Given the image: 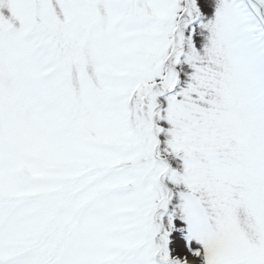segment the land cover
<instances>
[{
	"label": "snow or ice",
	"instance_id": "obj_1",
	"mask_svg": "<svg viewBox=\"0 0 264 264\" xmlns=\"http://www.w3.org/2000/svg\"><path fill=\"white\" fill-rule=\"evenodd\" d=\"M0 264H264V0H0Z\"/></svg>",
	"mask_w": 264,
	"mask_h": 264
}]
</instances>
